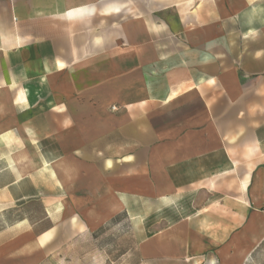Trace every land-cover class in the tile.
Returning <instances> with one entry per match:
<instances>
[{
	"label": "crops",
	"instance_id": "crops-1",
	"mask_svg": "<svg viewBox=\"0 0 264 264\" xmlns=\"http://www.w3.org/2000/svg\"><path fill=\"white\" fill-rule=\"evenodd\" d=\"M176 205L168 254L264 264V0H0V264Z\"/></svg>",
	"mask_w": 264,
	"mask_h": 264
},
{
	"label": "rangeland",
	"instance_id": "rangeland-1",
	"mask_svg": "<svg viewBox=\"0 0 264 264\" xmlns=\"http://www.w3.org/2000/svg\"><path fill=\"white\" fill-rule=\"evenodd\" d=\"M140 210L146 211L147 207L142 205ZM181 216L176 205L160 209L147 218L119 217L114 225L107 227L94 240L84 237L74 243L56 264H213L210 252L200 253L197 243L201 233H194L195 237L192 233L190 250L184 255L168 254L163 250L161 235H154L157 228L163 227L164 223L171 224ZM142 218L143 225L139 224Z\"/></svg>",
	"mask_w": 264,
	"mask_h": 264
},
{
	"label": "built area",
	"instance_id": "built-area-1",
	"mask_svg": "<svg viewBox=\"0 0 264 264\" xmlns=\"http://www.w3.org/2000/svg\"><path fill=\"white\" fill-rule=\"evenodd\" d=\"M111 109L112 110H116V106H111Z\"/></svg>",
	"mask_w": 264,
	"mask_h": 264
},
{
	"label": "bare ground",
	"instance_id": "bare-ground-1",
	"mask_svg": "<svg viewBox=\"0 0 264 264\" xmlns=\"http://www.w3.org/2000/svg\"><path fill=\"white\" fill-rule=\"evenodd\" d=\"M112 7V6H111ZM91 10V9H90ZM113 10H114V8H113Z\"/></svg>",
	"mask_w": 264,
	"mask_h": 264
}]
</instances>
